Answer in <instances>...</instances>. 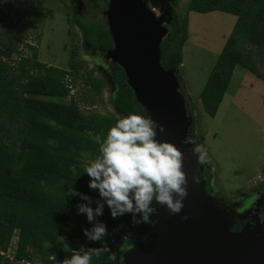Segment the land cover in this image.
<instances>
[{"label":"trees","instance_id":"16d2710c","mask_svg":"<svg viewBox=\"0 0 264 264\" xmlns=\"http://www.w3.org/2000/svg\"><path fill=\"white\" fill-rule=\"evenodd\" d=\"M108 1L94 0L100 11L107 9ZM185 10L199 14L217 11L236 17L200 93L204 113L214 118L235 67L247 69L264 82V0H189ZM32 15L33 23L44 18L42 13ZM170 16L175 18L178 13L171 12ZM187 19L185 14L178 25L172 22L165 26L168 32L160 45V63L165 69L182 64ZM73 21L93 50L103 53L113 47L105 18L101 21L75 14ZM13 25L0 8V27L4 29L0 37V251H9L16 234L14 260L0 255V264L36 260L51 264L49 255L63 261L71 257L70 250L81 246L91 255V264H122L118 246H123L131 233L136 240L144 239L151 225L133 223L134 218L141 220L139 212L113 218L106 199L98 189L89 187L91 178L85 168L102 157L100 147L118 117L130 113L147 117L146 112L135 101L123 70L112 62L107 68L116 88L109 105L115 115L88 110L99 104L105 81L95 77L93 71L88 78L81 72L83 61L77 48L71 51L67 68L49 66L37 59L33 46H28L29 57L20 54ZM77 79L82 82L76 83ZM68 80L76 96L69 95ZM65 98L69 103L60 102ZM185 102L187 114L194 120L189 102ZM193 130L191 126V136ZM205 176L207 179L206 171ZM101 205L102 214L96 215ZM80 206L93 210L91 221ZM155 206L153 200L149 207ZM121 220L129 233L126 239L113 235L112 242L108 232ZM99 224L106 226L107 235L98 241L89 239L84 230L91 233Z\"/></svg>","mask_w":264,"mask_h":264},{"label":"rangeland","instance_id":"374dc122","mask_svg":"<svg viewBox=\"0 0 264 264\" xmlns=\"http://www.w3.org/2000/svg\"><path fill=\"white\" fill-rule=\"evenodd\" d=\"M145 1L147 6L160 11L157 17L167 15V25L172 22L178 25L187 14V44L175 75L181 81V90L194 116L191 136L195 141L194 148L197 144L202 146L195 154L203 158L211 176L210 195L214 202L232 215L243 216L264 192V82L237 66L214 118L204 113L200 102V93L231 34L236 17L217 11L186 13L189 0ZM74 3L75 0H0V8L14 24L13 34L21 55L30 56V45L36 48L40 62L64 69L71 51L77 48L78 58L83 61L81 72L88 78L93 71L95 77L105 81L96 111L115 115L114 108L109 105L116 87L107 68L110 62L107 51H95L85 41L81 28L73 21ZM86 4L88 9L82 15L104 21L94 0H86ZM34 12L44 15L40 23H33ZM171 12H177L178 16L172 18ZM3 33L4 29L0 27V37ZM81 82L76 80V83ZM60 102L69 103V100L65 98ZM88 199L100 204L96 199ZM15 242L16 234L10 246L13 247ZM136 242L131 233L118 249L123 254Z\"/></svg>","mask_w":264,"mask_h":264},{"label":"water","instance_id":"95a60500","mask_svg":"<svg viewBox=\"0 0 264 264\" xmlns=\"http://www.w3.org/2000/svg\"><path fill=\"white\" fill-rule=\"evenodd\" d=\"M102 13L113 43L107 57L123 70L135 101L154 122L155 140L171 143L182 153L188 193L178 214H169L162 205L152 207L154 223L144 239L122 254V264H264V228L232 231L234 220L243 216L232 215L206 193L204 167L194 144L184 142L194 141L189 134L193 121L175 68L160 63L167 15L155 16L145 0H109ZM173 198L179 199L176 194Z\"/></svg>","mask_w":264,"mask_h":264},{"label":"clouds","instance_id":"9594fccd","mask_svg":"<svg viewBox=\"0 0 264 264\" xmlns=\"http://www.w3.org/2000/svg\"><path fill=\"white\" fill-rule=\"evenodd\" d=\"M160 131H164L163 126ZM155 135V125L150 117L135 113L120 116L108 129L107 139L100 147L102 157L85 168L91 178L89 187L98 189L100 196L106 199L113 218L125 212H139L141 220L134 218L133 223L152 225L154 222L149 219V214L155 212V208L149 205L153 200L157 205L165 206L169 214H178L183 209L182 201L188 193L183 186L186 174L182 171V153L171 143H158ZM184 142L195 144L191 138ZM201 147L195 145L194 151L199 153ZM198 162L204 163L203 158L200 157ZM193 181L199 182L196 177ZM173 194L179 199H174ZM102 207L96 208V215L102 214ZM79 210L87 213L89 221L93 219L91 208L80 206ZM84 231L95 241L107 235L103 224L94 227L91 233ZM62 264H91V255L74 253L71 260Z\"/></svg>","mask_w":264,"mask_h":264},{"label":"flooded vegetation","instance_id":"af4514ba","mask_svg":"<svg viewBox=\"0 0 264 264\" xmlns=\"http://www.w3.org/2000/svg\"><path fill=\"white\" fill-rule=\"evenodd\" d=\"M74 8L76 10V15L83 16L82 12H86L88 9L86 0H75ZM198 157L200 158L199 155ZM201 165L204 167V178L206 180L205 191L208 195H210L211 187H210L209 178L211 176L208 173V169L206 168L205 163H202ZM205 171L208 173L207 179L205 176ZM263 185H264V182H263ZM234 222L235 223L232 227L233 232H237L241 230L244 226H247L249 228H254L256 226H262L264 228V192L261 194V196L256 201L251 203V206L247 209L246 214L243 215V219L238 220V221L234 220Z\"/></svg>","mask_w":264,"mask_h":264},{"label":"built area","instance_id":"2783aa9c","mask_svg":"<svg viewBox=\"0 0 264 264\" xmlns=\"http://www.w3.org/2000/svg\"><path fill=\"white\" fill-rule=\"evenodd\" d=\"M148 8L150 9V11L155 16L159 15L160 11L156 12V8L155 7L148 6ZM67 86L69 88V95L70 96H76V89H75V87H73V85L71 84L70 80L67 81ZM87 109L88 110H94V109L96 110V109H98V106L93 105L91 107H87ZM135 215H137V213H135ZM127 233H129V228L126 225V223L123 220H121L116 227H114V228L109 230L108 237L111 238L112 242H114V240L112 239L113 235L119 234L121 237H123V239H126ZM10 245H12V243ZM13 247L12 248L10 247L9 251L7 253H4V252L0 251V255L6 256V258H8L10 261H13L14 260ZM74 253L77 254V255L83 256L86 253V247L81 246L78 249L70 250L69 251V255L71 257L70 258H66L65 260H71L73 255H74ZM48 260L51 262V264H62V262L65 261V260L60 261L59 259H55L54 255H49ZM21 264H47V263H44V262H42L40 260H36L33 263H31L29 261H21Z\"/></svg>","mask_w":264,"mask_h":264},{"label":"crops","instance_id":"0c3cea01","mask_svg":"<svg viewBox=\"0 0 264 264\" xmlns=\"http://www.w3.org/2000/svg\"><path fill=\"white\" fill-rule=\"evenodd\" d=\"M186 44H187V41H186V43L184 44V46H183V49H182V53H184V50H185V48H186ZM183 61V60H182ZM175 70L177 71V68H175ZM180 71H181V69H180ZM233 75V74H232ZM259 79V78H258ZM179 81H180V79H179ZM181 82V81H180ZM183 83V82H182Z\"/></svg>","mask_w":264,"mask_h":264}]
</instances>
